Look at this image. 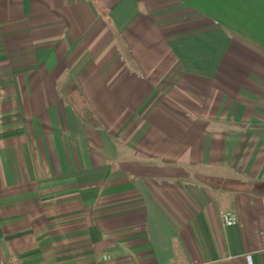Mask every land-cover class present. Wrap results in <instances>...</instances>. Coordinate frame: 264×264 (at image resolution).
I'll return each mask as SVG.
<instances>
[{
	"label": "crops",
	"instance_id": "crops-1",
	"mask_svg": "<svg viewBox=\"0 0 264 264\" xmlns=\"http://www.w3.org/2000/svg\"><path fill=\"white\" fill-rule=\"evenodd\" d=\"M13 253L264 264V0H0Z\"/></svg>",
	"mask_w": 264,
	"mask_h": 264
},
{
	"label": "built area",
	"instance_id": "built-area-1",
	"mask_svg": "<svg viewBox=\"0 0 264 264\" xmlns=\"http://www.w3.org/2000/svg\"><path fill=\"white\" fill-rule=\"evenodd\" d=\"M220 217L224 225H232L237 220V215L232 210L221 211ZM103 258H108V255L104 254ZM0 264H23V258L20 255L13 253L5 258H0Z\"/></svg>",
	"mask_w": 264,
	"mask_h": 264
}]
</instances>
